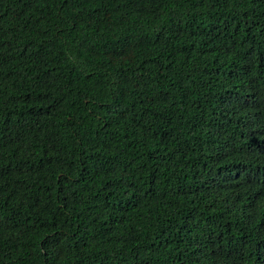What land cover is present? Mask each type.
Returning <instances> with one entry per match:
<instances>
[{
	"label": "trees",
	"instance_id": "trees-1",
	"mask_svg": "<svg viewBox=\"0 0 264 264\" xmlns=\"http://www.w3.org/2000/svg\"><path fill=\"white\" fill-rule=\"evenodd\" d=\"M0 264H264V0H0Z\"/></svg>",
	"mask_w": 264,
	"mask_h": 264
}]
</instances>
